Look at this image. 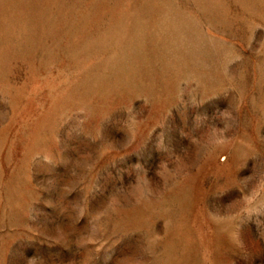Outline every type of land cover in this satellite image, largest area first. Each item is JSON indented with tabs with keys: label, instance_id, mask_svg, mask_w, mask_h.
<instances>
[{
	"label": "rangeland",
	"instance_id": "obj_1",
	"mask_svg": "<svg viewBox=\"0 0 264 264\" xmlns=\"http://www.w3.org/2000/svg\"><path fill=\"white\" fill-rule=\"evenodd\" d=\"M0 264H264V0H0Z\"/></svg>",
	"mask_w": 264,
	"mask_h": 264
}]
</instances>
